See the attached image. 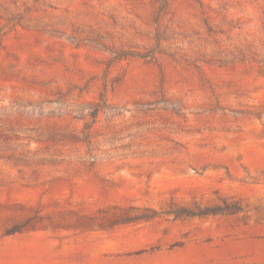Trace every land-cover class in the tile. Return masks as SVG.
I'll use <instances>...</instances> for the list:
<instances>
[{
	"label": "rangeland",
	"instance_id": "obj_1",
	"mask_svg": "<svg viewBox=\"0 0 264 264\" xmlns=\"http://www.w3.org/2000/svg\"><path fill=\"white\" fill-rule=\"evenodd\" d=\"M0 264H264V0H0Z\"/></svg>",
	"mask_w": 264,
	"mask_h": 264
},
{
	"label": "trees",
	"instance_id": "obj_2",
	"mask_svg": "<svg viewBox=\"0 0 264 264\" xmlns=\"http://www.w3.org/2000/svg\"><path fill=\"white\" fill-rule=\"evenodd\" d=\"M225 207H222L220 204H213V205H206L204 207H198L199 212H191L192 215H204V214H217V213H234L240 210V207L238 206H232L227 201L224 202Z\"/></svg>",
	"mask_w": 264,
	"mask_h": 264
}]
</instances>
